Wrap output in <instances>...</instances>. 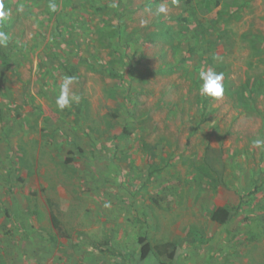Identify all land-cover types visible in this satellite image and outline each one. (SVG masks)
<instances>
[{
	"label": "rangeland",
	"instance_id": "rangeland-1",
	"mask_svg": "<svg viewBox=\"0 0 264 264\" xmlns=\"http://www.w3.org/2000/svg\"><path fill=\"white\" fill-rule=\"evenodd\" d=\"M54 2L3 0L0 264H116L140 237L178 250L141 264H264V0Z\"/></svg>",
	"mask_w": 264,
	"mask_h": 264
},
{
	"label": "clouds",
	"instance_id": "clouds-1",
	"mask_svg": "<svg viewBox=\"0 0 264 264\" xmlns=\"http://www.w3.org/2000/svg\"><path fill=\"white\" fill-rule=\"evenodd\" d=\"M176 0H173L175 3ZM48 7L51 11H56L57 5L54 0H49ZM23 5L18 7L16 11L23 12ZM169 11L167 0H159L155 8V15L167 16ZM11 10L4 9L3 0H0V46H7L10 42V37L6 31L3 30V26L7 23L8 18L11 16ZM216 59H219L216 57ZM200 84L199 93L201 96L210 98L213 100H219L224 95V74L223 72H217L212 68H201L198 73ZM78 82V78L75 75H66L62 78V83L59 86V95L55 98V104L60 111L71 107L72 104H78L81 97L76 94L72 89L73 85ZM250 149L264 150V138H256L251 142Z\"/></svg>",
	"mask_w": 264,
	"mask_h": 264
},
{
	"label": "trees",
	"instance_id": "trees-1",
	"mask_svg": "<svg viewBox=\"0 0 264 264\" xmlns=\"http://www.w3.org/2000/svg\"><path fill=\"white\" fill-rule=\"evenodd\" d=\"M9 57L10 56L5 54L4 51L2 50V46H0V59H2L5 62H8ZM68 68L70 67L68 66ZM79 151L82 152L81 150ZM228 217H229V210L224 207H219L213 212L211 218L213 222L223 225L227 222ZM53 222L55 227L58 228L59 227L58 221L54 218ZM108 244L109 241L107 242V245ZM138 244H139V252H140V256L138 259H136L133 256L130 257L132 252L128 253L127 251H122L120 249H119L120 251L118 252L113 250V248L112 250L111 249H106V250H109L108 252L111 253L117 260H119V263L116 262V264H141L150 256V254L154 250L157 251V253L160 255H165L167 259H169L170 261L174 259L175 255L178 252L176 245L173 242H167L153 247L145 237H140L138 240ZM95 246H98L96 247L97 249L100 248L99 245H95ZM100 250L104 252V250L102 249ZM125 252L129 255V259H127V255L125 254Z\"/></svg>",
	"mask_w": 264,
	"mask_h": 264
}]
</instances>
